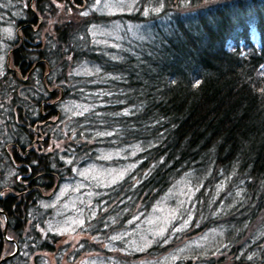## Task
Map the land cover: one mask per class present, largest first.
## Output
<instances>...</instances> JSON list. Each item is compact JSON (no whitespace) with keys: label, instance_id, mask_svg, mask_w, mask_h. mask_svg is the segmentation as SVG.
<instances>
[{"label":"trees","instance_id":"1","mask_svg":"<svg viewBox=\"0 0 264 264\" xmlns=\"http://www.w3.org/2000/svg\"><path fill=\"white\" fill-rule=\"evenodd\" d=\"M105 2L0 0V258L19 245L3 264H52L43 247L60 264L68 243L57 241L75 230L93 240L74 256L102 244L109 257L87 264H129L116 253L146 251L123 240L143 216L139 195L180 178L196 190L192 219L218 217L239 264H264V0H163L148 15L158 0L114 15ZM113 20L139 23L142 36L98 32ZM114 150L131 159L135 185L91 193Z\"/></svg>","mask_w":264,"mask_h":264},{"label":"rangeland","instance_id":"2","mask_svg":"<svg viewBox=\"0 0 264 264\" xmlns=\"http://www.w3.org/2000/svg\"><path fill=\"white\" fill-rule=\"evenodd\" d=\"M130 2L131 0H106L103 4L105 8H102L104 11H100L109 15L119 14L121 12H131L135 10L136 5L134 8H129L128 4ZM52 4L57 16L67 15V10L64 9L62 3L52 1ZM77 14V18L79 19L81 16L80 12ZM106 27L110 30L104 32V30H102L103 26H100L99 29L101 30L98 32L112 34L115 31L113 33L114 36L120 32V27H124L128 32L137 36L141 37L143 34L142 26L139 23H129V21L123 22L122 25H118V23L114 21L113 25L108 24ZM0 52H2V49H0ZM0 62H2L1 57ZM64 142H69V140L64 139L63 143ZM61 152L62 151H60V153ZM107 157H103L104 168L102 175L94 179L89 177L90 184L88 187L90 192L93 193L94 185H99L100 182L104 183L107 187H115L114 191H116L117 187L134 186L135 183L126 181L128 174L132 171L131 159L127 160V156L122 157L118 155V151L116 150L110 155L108 153ZM137 164L140 168L142 167L140 157L137 160ZM98 165H101V163L95 161L91 163L89 167H93L95 170L98 169ZM145 172L146 170L143 169V176ZM121 173H123L122 178L120 176ZM73 175L74 172L72 171L69 178ZM77 177L82 179L79 174H77ZM191 177L192 173L190 178ZM216 178V175H214L213 178H210L208 186H210ZM133 181H135V179ZM189 184H191V182L180 178L176 179L174 183L172 182L161 191L156 192L154 190L151 192L149 191L148 193L145 191L139 195V202L136 210H140L142 213L141 215L143 216L135 227V231L131 234L125 235L126 237H123V240L129 245H132L130 249L133 251H146L141 252L140 254L135 253L133 256L130 254V257L127 253L124 254L123 252H117L116 255L120 260L123 262L128 261L129 264H168L169 260L173 261L174 257H183L184 259L190 257L194 259L190 261V264H203L204 258H211L213 264H239L236 258L238 259L237 253L240 248L235 249V245L231 246L225 244V235H223L218 227H215L221 222L220 219H215L218 217H215L212 221L211 219H208L206 224L210 221L211 222L207 226L200 225L201 223L205 224L207 219H202L200 212L197 214L200 216V219H192L194 216L192 209L194 210L196 207L200 208V204L198 205L196 198H194L196 190ZM67 188L68 187L64 186L59 190V199L67 194V191L69 190ZM136 189L139 191L140 186L135 189L133 188V190ZM44 194H47V192ZM204 194H206V191L203 192V195ZM74 205L76 206L77 202ZM70 219L71 217H66V219L64 217V222L61 225L64 230L74 228V226L70 224ZM133 223L134 222L129 223V228H131ZM76 227L77 224H75V228ZM138 230L139 233L142 232L140 235H138ZM60 237L62 238L57 241L56 248L64 247L68 243L66 250L67 254L59 261L60 264H87V259L95 258L99 254L106 255L103 259L109 257V255L105 254L103 249L106 248L102 244H100L101 248H98L97 245V247H94L95 249L90 252H84L79 255V257L74 256L71 252L75 249L80 240H89V242L93 240L89 234H84L80 230L62 233ZM36 254H46L51 258L52 264H57L55 253L48 251L44 247L37 249ZM1 259L2 257L0 260ZM5 261H0V264L5 263ZM209 263L207 262L205 264Z\"/></svg>","mask_w":264,"mask_h":264},{"label":"snow or ice","instance_id":"3","mask_svg":"<svg viewBox=\"0 0 264 264\" xmlns=\"http://www.w3.org/2000/svg\"><path fill=\"white\" fill-rule=\"evenodd\" d=\"M96 2L99 3L100 0H96ZM138 2H139V0H131V2L128 4V7H129V8H134L135 5H136ZM158 4H159V6L156 7V8H154V9H148V8H146V9L144 10V15H148L150 11H153V12H159V11L162 9V7H163V0H158ZM81 14H82V15H87V12H84V13H81ZM69 58H70V57H69ZM124 114L127 115L128 113L125 112ZM109 134H110V133H109ZM120 176H121V178H122L123 173H121ZM113 182H115V181H113ZM114 239H115V237H114Z\"/></svg>","mask_w":264,"mask_h":264},{"label":"water","instance_id":"4","mask_svg":"<svg viewBox=\"0 0 264 264\" xmlns=\"http://www.w3.org/2000/svg\"><path fill=\"white\" fill-rule=\"evenodd\" d=\"M4 233H5V231H4ZM17 252H18V245H17V243H16L15 251H14L12 254H9V255L3 257L0 261H4V260H6V259L12 257V256L15 255Z\"/></svg>","mask_w":264,"mask_h":264}]
</instances>
